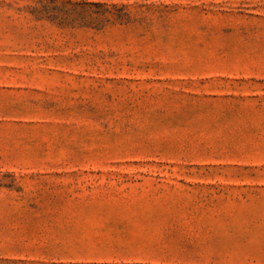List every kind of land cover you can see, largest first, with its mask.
<instances>
[{"label":"rangeland","instance_id":"rangeland-1","mask_svg":"<svg viewBox=\"0 0 264 264\" xmlns=\"http://www.w3.org/2000/svg\"><path fill=\"white\" fill-rule=\"evenodd\" d=\"M0 264H264V0H0Z\"/></svg>","mask_w":264,"mask_h":264},{"label":"trees","instance_id":"trees-1","mask_svg":"<svg viewBox=\"0 0 264 264\" xmlns=\"http://www.w3.org/2000/svg\"><path fill=\"white\" fill-rule=\"evenodd\" d=\"M105 14L107 15L105 21L111 22L112 19L114 18L113 12L111 10L105 9ZM55 18H57V17H54V19ZM116 18L119 19L120 17H116Z\"/></svg>","mask_w":264,"mask_h":264}]
</instances>
